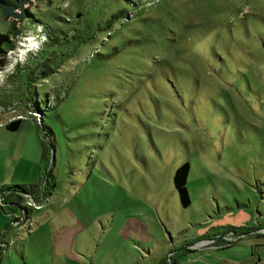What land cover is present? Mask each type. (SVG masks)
Listing matches in <instances>:
<instances>
[{"label":"rangeland","instance_id":"374dc122","mask_svg":"<svg viewBox=\"0 0 264 264\" xmlns=\"http://www.w3.org/2000/svg\"><path fill=\"white\" fill-rule=\"evenodd\" d=\"M23 9L0 13V189L27 194L0 195V264L264 261V0Z\"/></svg>","mask_w":264,"mask_h":264},{"label":"trees","instance_id":"16d2710c","mask_svg":"<svg viewBox=\"0 0 264 264\" xmlns=\"http://www.w3.org/2000/svg\"><path fill=\"white\" fill-rule=\"evenodd\" d=\"M13 0H0V3H5V4H11ZM9 37L6 34L0 33V63H2V58L1 56L4 53L3 46H10L9 42ZM21 120L16 119L14 121H10L4 125V128L7 129L8 131H16L19 128ZM188 173V164L187 163H182L179 165L172 176V181H173V186L174 189L180 199V202L183 206H187L189 204V199L188 195L186 192L185 188V181ZM6 193L4 197L1 199L2 203H8V205H14L12 200V197L14 198V201L17 200V202L21 201V193L26 194V189L22 186H10V187H4L0 189V195ZM17 204V203H16ZM7 205V206H8ZM6 206V205H5ZM6 206V207H7ZM0 209H3V207H0ZM18 211H20L21 215H24L23 213L28 210L26 206H17ZM1 250V248H0Z\"/></svg>","mask_w":264,"mask_h":264},{"label":"water","instance_id":"95a60500","mask_svg":"<svg viewBox=\"0 0 264 264\" xmlns=\"http://www.w3.org/2000/svg\"><path fill=\"white\" fill-rule=\"evenodd\" d=\"M28 0H13L11 4L0 3V13L2 16L14 20H23L27 17L23 5Z\"/></svg>","mask_w":264,"mask_h":264},{"label":"crops","instance_id":"0c3cea01","mask_svg":"<svg viewBox=\"0 0 264 264\" xmlns=\"http://www.w3.org/2000/svg\"><path fill=\"white\" fill-rule=\"evenodd\" d=\"M262 229H264V228H262ZM258 232H261V230H255V233H257L258 235H261ZM263 236H264V234H263ZM229 247H231V246H229ZM229 247H227V248H229ZM21 253L23 255V251ZM258 254H260V253L258 251H256L255 249H250L247 252H245V255L243 257L233 258V259L230 258L227 261H222L220 264H264V261L260 260V256ZM255 256H256V258H255ZM262 256L264 258L263 254H262ZM254 259H256V260L254 261ZM194 263L195 262H192V264H194Z\"/></svg>","mask_w":264,"mask_h":264},{"label":"built area","instance_id":"2783aa9c","mask_svg":"<svg viewBox=\"0 0 264 264\" xmlns=\"http://www.w3.org/2000/svg\"><path fill=\"white\" fill-rule=\"evenodd\" d=\"M35 209H36V207H35ZM262 231L264 232V229L261 230V232ZM240 236H241L240 234L233 235L231 232H226V233H224V234H222L220 236H217L216 239H215L217 241L216 248L217 249H222V248H225V247L227 248V247H229L231 245H234L238 241ZM208 242H209L208 240L201 241L200 243H202V244L197 243L196 246L205 245V243H208ZM210 242H212V241H210Z\"/></svg>","mask_w":264,"mask_h":264}]
</instances>
